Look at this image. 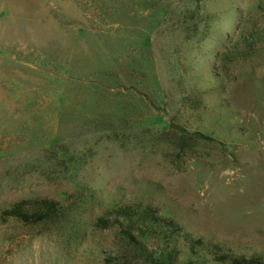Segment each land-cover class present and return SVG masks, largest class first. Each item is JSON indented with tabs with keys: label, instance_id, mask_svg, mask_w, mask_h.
Instances as JSON below:
<instances>
[{
	"label": "rangeland",
	"instance_id": "obj_1",
	"mask_svg": "<svg viewBox=\"0 0 264 264\" xmlns=\"http://www.w3.org/2000/svg\"><path fill=\"white\" fill-rule=\"evenodd\" d=\"M44 197L0 264H171L125 205L264 260V0H0V213Z\"/></svg>",
	"mask_w": 264,
	"mask_h": 264
},
{
	"label": "trees",
	"instance_id": "obj_2",
	"mask_svg": "<svg viewBox=\"0 0 264 264\" xmlns=\"http://www.w3.org/2000/svg\"><path fill=\"white\" fill-rule=\"evenodd\" d=\"M260 37L259 32L251 30L245 36L240 35L237 42L252 49V45ZM60 210V203L52 198L21 199L2 210L0 218L3 222L13 219L24 225H33L52 219ZM108 215L111 217L110 221L107 217L101 216L95 224L103 227L115 224L131 239L137 233L160 241L171 264L172 252L175 254L181 246L185 248L189 258L200 263L264 264L263 258L259 255L234 254L215 242L193 236L174 219L162 216L153 206H119L108 211ZM113 259L108 257L109 261Z\"/></svg>",
	"mask_w": 264,
	"mask_h": 264
}]
</instances>
